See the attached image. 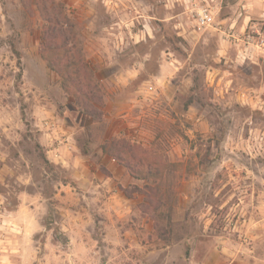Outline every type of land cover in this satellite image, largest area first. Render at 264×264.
<instances>
[{
  "label": "clouds",
  "instance_id": "9594fccd",
  "mask_svg": "<svg viewBox=\"0 0 264 264\" xmlns=\"http://www.w3.org/2000/svg\"><path fill=\"white\" fill-rule=\"evenodd\" d=\"M0 264H264V0H0Z\"/></svg>",
  "mask_w": 264,
  "mask_h": 264
}]
</instances>
